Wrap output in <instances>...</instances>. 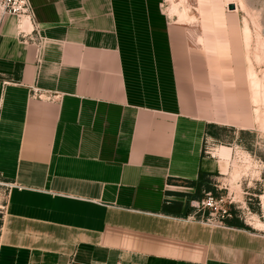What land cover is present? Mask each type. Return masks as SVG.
<instances>
[{
  "label": "crops",
  "instance_id": "0c3cea01",
  "mask_svg": "<svg viewBox=\"0 0 264 264\" xmlns=\"http://www.w3.org/2000/svg\"><path fill=\"white\" fill-rule=\"evenodd\" d=\"M29 2L37 43L0 16V264H264L263 232L195 214L205 141L238 126L223 20Z\"/></svg>",
  "mask_w": 264,
  "mask_h": 264
},
{
  "label": "rangeland",
  "instance_id": "374dc122",
  "mask_svg": "<svg viewBox=\"0 0 264 264\" xmlns=\"http://www.w3.org/2000/svg\"><path fill=\"white\" fill-rule=\"evenodd\" d=\"M161 1L163 11L175 20L182 12V6L189 8L190 14L195 15L196 19L198 15L201 20L205 19L208 14L213 18L219 16L223 20L220 22V29L226 32L227 65L231 67L225 71L226 81L234 91L231 114L238 121V126L221 127L217 141H207L204 144L210 155L218 156L216 150L219 146L228 147L231 153V159L227 163L218 156L223 169L221 173L219 170V173L215 172L206 178L205 183L212 188L209 191L221 199L228 214L224 219H237L248 228L264 233V104L260 103L263 115L260 113V120H256V106L251 101L247 74V64L250 62L258 76L264 79V0H241L242 6L239 5L234 12L227 11L228 0ZM195 21L190 24H195ZM245 21L251 36L248 52L242 35ZM245 156L248 162L240 158ZM4 187L6 185L0 182V206ZM205 192L200 191L194 204L204 197ZM1 211L0 207V217ZM202 214L207 215L206 211Z\"/></svg>",
  "mask_w": 264,
  "mask_h": 264
},
{
  "label": "built area",
  "instance_id": "2783aa9c",
  "mask_svg": "<svg viewBox=\"0 0 264 264\" xmlns=\"http://www.w3.org/2000/svg\"><path fill=\"white\" fill-rule=\"evenodd\" d=\"M4 14H12L15 16L18 22V35L21 37L22 41L27 40L30 43L38 42L39 35L35 27L28 31H24L21 27H19V21L21 19H25L29 23H32L33 15L29 0H0V16ZM203 152L205 154H209L208 150L204 147ZM0 207L2 208V206ZM194 208L195 214L200 212L198 219L210 225L221 226L224 223V218L228 216L226 209L221 204V199L216 195H213L210 191H206L204 193V197L195 203ZM204 211L207 213L206 216H203L202 214Z\"/></svg>",
  "mask_w": 264,
  "mask_h": 264
},
{
  "label": "bare ground",
  "instance_id": "6f19581e",
  "mask_svg": "<svg viewBox=\"0 0 264 264\" xmlns=\"http://www.w3.org/2000/svg\"><path fill=\"white\" fill-rule=\"evenodd\" d=\"M227 3L228 4L231 3V4L235 5L234 6L235 9L233 8V10H229V9L227 10L229 12L236 11L239 8V5L242 6L241 0H228ZM181 10H182V12L180 13V15H178V18L176 19L177 22H183L184 21V22L191 23V22L195 21L196 17H195V15L190 14L189 8L182 6ZM242 35H243V41H244L246 52H248L249 48H250V37L251 36H250V30H249V27H248L246 21H245V24L242 28ZM198 40L201 41V38L199 37ZM247 74H248V79H249V84H250V89H251V101L256 106L255 119L260 120L261 109H260L259 105L261 102L264 104V82H262L263 78L261 79L258 76V74L253 69L250 62L247 64ZM216 153L218 154L219 158H222L225 161V163L229 162V160L231 159V153H230V149L228 147L219 146L216 150ZM240 158H243L244 160L247 159L246 156L240 157ZM232 161L234 162L235 165H237L235 160H232ZM246 161L248 162V160H245V162Z\"/></svg>",
  "mask_w": 264,
  "mask_h": 264
},
{
  "label": "trees",
  "instance_id": "16d2710c",
  "mask_svg": "<svg viewBox=\"0 0 264 264\" xmlns=\"http://www.w3.org/2000/svg\"><path fill=\"white\" fill-rule=\"evenodd\" d=\"M198 184H201V181H200V180L198 181ZM198 184H197V185H198ZM202 184H203V185H202V186H203V187H202V191H209V190L211 191V190H212V188L209 187V185H207L205 182H203ZM204 184H205V185H204ZM197 191H198V194H199L200 191H201V188H200V187H197ZM199 196H200V194H199Z\"/></svg>",
  "mask_w": 264,
  "mask_h": 264
},
{
  "label": "water",
  "instance_id": "95a60500",
  "mask_svg": "<svg viewBox=\"0 0 264 264\" xmlns=\"http://www.w3.org/2000/svg\"><path fill=\"white\" fill-rule=\"evenodd\" d=\"M227 8H228V9H233V8H234V5L231 4V3H229V4L227 5Z\"/></svg>",
  "mask_w": 264,
  "mask_h": 264
}]
</instances>
